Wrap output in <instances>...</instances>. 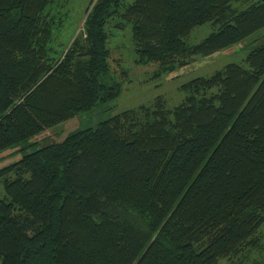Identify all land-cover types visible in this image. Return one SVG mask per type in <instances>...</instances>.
Returning <instances> with one entry per match:
<instances>
[{
    "label": "trees",
    "instance_id": "1",
    "mask_svg": "<svg viewBox=\"0 0 264 264\" xmlns=\"http://www.w3.org/2000/svg\"><path fill=\"white\" fill-rule=\"evenodd\" d=\"M57 1L0 0V155L19 156L0 168V264L252 262L264 248V43L181 84L171 109L157 97L60 142L30 140L121 95L114 32L129 25L134 62L159 77L264 29V0H89L63 46Z\"/></svg>",
    "mask_w": 264,
    "mask_h": 264
},
{
    "label": "rangeland",
    "instance_id": "2",
    "mask_svg": "<svg viewBox=\"0 0 264 264\" xmlns=\"http://www.w3.org/2000/svg\"><path fill=\"white\" fill-rule=\"evenodd\" d=\"M88 3L89 0L57 1L56 4L60 7L59 10L63 12V14L60 12L63 16L62 24L54 30L57 33L59 45H65L82 31L85 9L89 7ZM111 31H114V29ZM211 31L212 28L209 24L197 27L191 32L186 42L189 45H194L207 37ZM114 33L115 37L110 41L111 72L120 76V70L125 69L128 71L130 78V81L124 84L121 95L113 101L98 106L89 113L77 115L69 121L46 129L32 138L30 142L37 145L47 142H60L67 134L77 129L94 128L97 123L121 111L135 109L141 105L150 106L157 97L164 98L167 109H171L183 100L184 95L178 90L181 84L196 77L209 76L228 63H240L252 49L264 43V29H262L232 48L208 57H197L183 69L155 77L156 64L141 65L134 62L136 54L131 41V27L127 25L122 30ZM61 46L59 47L61 48ZM37 145L33 148H36ZM9 150L6 149L1 152L0 168L19 159V156L9 159L3 157V154ZM261 229L264 230V226ZM250 257L253 260L252 262L240 263L234 259H221L217 264H253V262L264 264V248Z\"/></svg>",
    "mask_w": 264,
    "mask_h": 264
}]
</instances>
